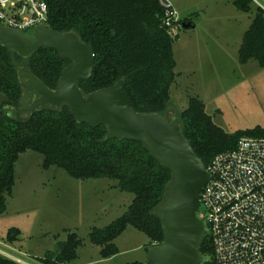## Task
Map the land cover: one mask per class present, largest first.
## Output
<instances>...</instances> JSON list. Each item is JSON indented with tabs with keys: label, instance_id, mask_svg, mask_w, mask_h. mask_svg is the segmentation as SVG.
Returning a JSON list of instances; mask_svg holds the SVG:
<instances>
[{
	"label": "trees",
	"instance_id": "1",
	"mask_svg": "<svg viewBox=\"0 0 264 264\" xmlns=\"http://www.w3.org/2000/svg\"><path fill=\"white\" fill-rule=\"evenodd\" d=\"M48 7L45 25L59 32H74L94 52V66L88 79L77 81L83 95L122 80L136 112L158 113L166 119L170 87L175 81L176 61L172 37L162 24L163 9L158 0H44ZM237 10L252 14L238 49L240 64L255 62L264 68V10L252 0H234ZM254 6V7H253ZM184 21H191L186 19ZM192 24V22H191ZM30 33V32H28ZM69 59L53 49L41 48L22 57L0 45V92L19 105L23 86L18 69H29L49 89H54ZM177 124L205 166L220 152L233 149L240 137H264L255 127L226 134L205 113L204 103L191 97ZM33 151L43 156V169L56 167L77 180L109 179L114 188L133 195L124 214L104 228H93L89 240L101 247L100 256L110 258L119 251L115 239L128 227L147 236L149 244L162 241L156 207L165 199L171 171L157 163L141 142L108 136L106 125L78 122L68 108L39 109L29 118L14 114L11 105L0 107V214L15 185V164L19 155ZM14 230L9 239H14ZM76 235L59 244V253L39 259L42 264H71L77 258ZM147 249V248H146ZM199 252L203 262L213 264L212 246L205 233ZM0 264H20L0 255ZM130 264H143L136 261Z\"/></svg>",
	"mask_w": 264,
	"mask_h": 264
},
{
	"label": "rangeland",
	"instance_id": "2",
	"mask_svg": "<svg viewBox=\"0 0 264 264\" xmlns=\"http://www.w3.org/2000/svg\"><path fill=\"white\" fill-rule=\"evenodd\" d=\"M170 1L181 23L192 17L197 26L181 27L171 35L176 38V66L166 120L197 97L226 134L264 129V68L238 60V48L253 15L242 12L240 16L225 0ZM257 1L261 6L253 5L264 10V0ZM42 165L39 153L28 150L19 155L12 196L0 214L1 256L20 264H42L39 259L51 258L54 246L60 251L59 244L74 233L79 245L71 264L144 263L150 241L132 227L115 239L119 252L110 258H102L101 247L89 240L93 228H104L126 212L132 194L118 191L113 180H77L62 169L45 170ZM14 230L17 233L10 240Z\"/></svg>",
	"mask_w": 264,
	"mask_h": 264
},
{
	"label": "water",
	"instance_id": "3",
	"mask_svg": "<svg viewBox=\"0 0 264 264\" xmlns=\"http://www.w3.org/2000/svg\"><path fill=\"white\" fill-rule=\"evenodd\" d=\"M181 27L188 29L193 25L183 21ZM0 45L22 57L41 48L53 49L70 61L54 89H49L29 69L19 68L18 80L23 86L19 105L0 92V107L11 105L16 117L27 113L29 118L39 109L66 107L78 122L106 125L108 136L141 142L159 165L171 171L165 199L155 209L162 241L147 248L143 264H200L199 244L205 227L197 214L200 191L209 174L183 135L177 117L166 120L158 113L136 112L122 80L83 95L77 81L91 76L95 57L93 49L74 32L59 33L46 25H37L27 33L0 24ZM53 250L59 253L57 245Z\"/></svg>",
	"mask_w": 264,
	"mask_h": 264
},
{
	"label": "built area",
	"instance_id": "4",
	"mask_svg": "<svg viewBox=\"0 0 264 264\" xmlns=\"http://www.w3.org/2000/svg\"><path fill=\"white\" fill-rule=\"evenodd\" d=\"M158 2L161 25L173 35L181 21L170 0ZM47 15L44 0H0V24L7 27L28 33L45 25ZM206 170L209 179L200 191L197 215L211 242L213 264H264V137H240Z\"/></svg>",
	"mask_w": 264,
	"mask_h": 264
},
{
	"label": "crops",
	"instance_id": "5",
	"mask_svg": "<svg viewBox=\"0 0 264 264\" xmlns=\"http://www.w3.org/2000/svg\"><path fill=\"white\" fill-rule=\"evenodd\" d=\"M233 1L234 0H225V2H226V4L227 5H230V6H232V8H234L238 13H239V15L240 16H242V12L241 11H239V10H237V8L234 6V4H233ZM241 19H243L242 17H240ZM191 21H190V23L192 22V25H193V27L192 28H195L196 26H197V24H196V22H194L193 20H192V17H191V19H190ZM189 22V21H188ZM204 22V21H203ZM249 26V25H248ZM247 26V27H248ZM218 28H220L219 26H217ZM192 28H189V29H192ZM247 29V28H246ZM241 44V43H240ZM240 47V46H239ZM239 49V48H238ZM119 251V250H118Z\"/></svg>",
	"mask_w": 264,
	"mask_h": 264
},
{
	"label": "flooded vegetation",
	"instance_id": "6",
	"mask_svg": "<svg viewBox=\"0 0 264 264\" xmlns=\"http://www.w3.org/2000/svg\"><path fill=\"white\" fill-rule=\"evenodd\" d=\"M22 115H24V116H25V115H27V113H22Z\"/></svg>",
	"mask_w": 264,
	"mask_h": 264
}]
</instances>
